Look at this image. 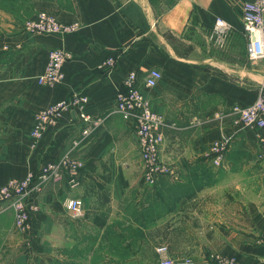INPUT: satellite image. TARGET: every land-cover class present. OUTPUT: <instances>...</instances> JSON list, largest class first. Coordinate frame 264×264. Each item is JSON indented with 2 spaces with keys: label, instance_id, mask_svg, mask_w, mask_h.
<instances>
[{
  "label": "crops",
  "instance_id": "1",
  "mask_svg": "<svg viewBox=\"0 0 264 264\" xmlns=\"http://www.w3.org/2000/svg\"><path fill=\"white\" fill-rule=\"evenodd\" d=\"M244 0H0V185L63 158L83 166L47 182L41 209L18 229L0 204V264H147V251L168 247L176 264L210 257L264 264V150L258 129L234 120L264 90V59L250 60L243 31ZM40 11L70 34L32 33L25 20ZM228 28L218 34L216 19ZM73 57L64 80L40 84L49 52ZM115 58L108 69L105 62ZM162 78L144 88L164 117L162 158L172 168L148 186L131 122L114 111L129 72ZM88 96L86 112L103 122L89 135L75 110L35 141L36 112ZM227 139L220 164L211 146ZM80 198L82 217L65 205Z\"/></svg>",
  "mask_w": 264,
  "mask_h": 264
},
{
  "label": "built area",
  "instance_id": "2",
  "mask_svg": "<svg viewBox=\"0 0 264 264\" xmlns=\"http://www.w3.org/2000/svg\"><path fill=\"white\" fill-rule=\"evenodd\" d=\"M243 31L248 38L247 56L250 60L264 59V0H244L242 7ZM23 29L32 33L44 34H70L76 33L81 28L80 22L64 23L56 15L40 11L35 17L26 20ZM218 34H223L228 28L226 20L216 19L215 25ZM73 57L65 48H53L49 52V60L45 70L38 77L40 84L53 86L64 80V65ZM108 69L116 65L115 58H108L105 62ZM162 72L152 68L140 79L137 71H131L119 88L114 111L131 122L138 139L142 177L148 186L154 185L161 174L171 173L172 168L162 158V150L165 144L164 117L156 112L151 101L144 92V88H154L160 79ZM88 96L73 94L56 104L42 108L36 112V121L31 131L33 140H39L47 127L57 125L61 116L75 110L78 117L87 125L83 130L89 135L95 126L103 122V117H94L86 112ZM238 113L234 120L236 124L242 123L258 129V138L264 150V90L259 97L249 106H235ZM228 147V140L216 141L211 146L214 162L220 164ZM79 159L63 158L58 161L47 162L38 171H30L23 178H11L0 185V204H6L14 212V224L18 229L26 230L30 226L32 214L40 210L39 195L47 182L61 183L65 180V172L74 171L82 167ZM65 205L73 217L79 218L84 214L83 203L80 198H69ZM160 254L159 264H176L174 258L168 255V247L165 245L156 248ZM184 264H197L192 259H186ZM206 264H236V259L224 256L210 257Z\"/></svg>",
  "mask_w": 264,
  "mask_h": 264
},
{
  "label": "rangeland",
  "instance_id": "3",
  "mask_svg": "<svg viewBox=\"0 0 264 264\" xmlns=\"http://www.w3.org/2000/svg\"><path fill=\"white\" fill-rule=\"evenodd\" d=\"M39 13V12H38ZM37 13V14H38ZM36 14V15H37ZM30 19V18H29ZM28 20V19H27ZM26 21V20H25ZM24 21V22H25ZM23 22V23H24ZM23 25V24H22ZM167 163V162H166ZM83 166V165H82ZM40 209H41V207H40ZM147 254H148V257H147V259L145 260V263L147 262V264H154V262H155V258H154V255L152 254V252H150V251H147L146 252Z\"/></svg>",
  "mask_w": 264,
  "mask_h": 264
}]
</instances>
